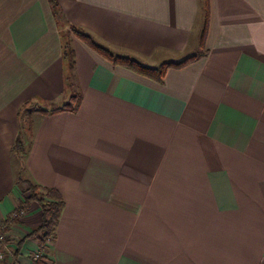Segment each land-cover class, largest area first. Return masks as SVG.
Returning a JSON list of instances; mask_svg holds the SVG:
<instances>
[{"label":"crops","instance_id":"obj_1","mask_svg":"<svg viewBox=\"0 0 264 264\" xmlns=\"http://www.w3.org/2000/svg\"><path fill=\"white\" fill-rule=\"evenodd\" d=\"M58 1L115 53L197 57L156 81L73 35L71 68L49 0H0V226L22 170L65 201L48 263L264 264V0H209L204 44L203 0ZM40 221L33 204L12 245Z\"/></svg>","mask_w":264,"mask_h":264},{"label":"trees","instance_id":"obj_2","mask_svg":"<svg viewBox=\"0 0 264 264\" xmlns=\"http://www.w3.org/2000/svg\"><path fill=\"white\" fill-rule=\"evenodd\" d=\"M51 7L54 10V13L58 19V25L63 36V45H62V57L63 59L71 66L74 65V50L71 45L72 36H76L86 42L92 49L100 53L102 56L107 58L111 63L115 65H121L126 68L131 69L132 71L149 77L156 81H162L165 77V74L169 67H181L193 59L196 55H191L180 61L165 62L158 66H149L141 61L134 59L127 55H122L115 53L105 46L99 44L92 35L89 33L77 28L66 20H63V15L61 13L60 5L58 0H49ZM205 22L203 27L202 34V44L205 42V36L208 27L209 19V0H203ZM71 75L68 76L70 80ZM81 94L73 93L70 99L62 105L50 111H57L60 109H65L69 111H76L81 102ZM43 112H47V109H41ZM26 145L24 136L21 133H18L14 143V153L15 156L21 160V156L25 152ZM17 181L21 184H25V195L22 196L18 205L15 207V210H27L29 211L32 208V205L35 204L40 207L41 210V221L33 228L28 234L20 237L15 241V247L12 248L13 255L10 260L6 261V264H20L19 258L21 250L24 246L25 241L28 238H36L39 242V245L42 247L40 249H45L48 246L49 240H54L56 237V228L65 206V201L62 194L55 187L42 186L30 181L28 178H25L22 174V170H19L17 173ZM22 217H12L11 215L7 216L1 221L0 231L6 234V242L11 243L13 239L9 237L8 233L11 230L13 223L20 222ZM33 264H51L47 262V259L44 256H40L37 259L33 260Z\"/></svg>","mask_w":264,"mask_h":264},{"label":"built area","instance_id":"obj_3","mask_svg":"<svg viewBox=\"0 0 264 264\" xmlns=\"http://www.w3.org/2000/svg\"><path fill=\"white\" fill-rule=\"evenodd\" d=\"M27 210H15L13 209L11 212V216L12 217H23L24 215L27 214ZM6 234L2 233L0 231V264H6L7 260H10L12 258L13 255V251L12 248L14 247L11 243L6 242ZM50 242V241H49ZM42 246L39 245V249L33 252H27V256H29L32 260L39 258L40 256H42L41 251H43L44 249H40Z\"/></svg>","mask_w":264,"mask_h":264},{"label":"rangeland","instance_id":"obj_4","mask_svg":"<svg viewBox=\"0 0 264 264\" xmlns=\"http://www.w3.org/2000/svg\"><path fill=\"white\" fill-rule=\"evenodd\" d=\"M12 235L16 237L17 236V233L16 232H13ZM49 241L51 242V240H49ZM49 241H48V243H49Z\"/></svg>","mask_w":264,"mask_h":264}]
</instances>
